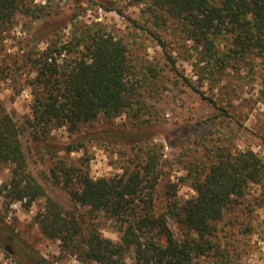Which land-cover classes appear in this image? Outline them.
<instances>
[{"label": "rangeland", "instance_id": "374dc122", "mask_svg": "<svg viewBox=\"0 0 264 264\" xmlns=\"http://www.w3.org/2000/svg\"><path fill=\"white\" fill-rule=\"evenodd\" d=\"M146 5L145 0H27L14 23L0 30V110L24 126L21 140L29 171L66 209L83 210L51 174L59 159L88 169L93 178L112 177L142 161V139L149 138L157 144L158 203L165 200L167 189L182 200L194 196L191 174L208 166L217 152L252 150L264 160V96L257 63L251 71L228 69L219 77L208 73L177 24L164 18L156 21ZM97 23L127 45L132 66L142 78L141 102L111 120L81 125L77 132L53 127L39 134L30 124L35 60L43 54L58 62L73 59L77 50L58 54V49L75 30ZM139 127L145 130L131 140L111 136L110 142L91 136L107 128L129 132ZM135 139L139 142L133 145ZM9 175L10 165L0 163V264H33L27 256L31 251L51 264H86L60 240L42 234L37 215L45 209V198L29 205L10 201L1 189ZM117 225L107 217L97 223L100 233L113 240L119 238ZM217 235L233 264H264V180L250 183L225 210Z\"/></svg>", "mask_w": 264, "mask_h": 264}, {"label": "trees", "instance_id": "16d2710c", "mask_svg": "<svg viewBox=\"0 0 264 264\" xmlns=\"http://www.w3.org/2000/svg\"><path fill=\"white\" fill-rule=\"evenodd\" d=\"M26 1L0 0L1 31L14 23ZM145 2L153 19H170L177 24L180 33L195 45L198 63L208 73L219 77L228 69L245 67L251 71L257 63L264 96V0ZM95 27L75 30L58 49V54L77 50L73 59L58 62L56 57L43 54L35 60V76L30 80L36 89L30 124L39 134L53 127L77 132L81 125L100 118L111 120L141 102L142 78L132 66L127 45L99 23ZM140 127L129 132L107 128L91 136L110 142L111 136L131 140L145 130ZM23 133L24 126L0 110V163L10 165L9 178L1 189L10 201H25L26 205L45 198V209L37 215L42 234L60 240L64 249L77 252L86 264H203L200 259L207 260L206 264H233L228 248L218 238L217 222L250 183L263 182L264 160L254 151L217 152L208 166L191 174L194 196L182 200L175 197V190L167 189L165 200L159 203L155 199L157 144L149 138L142 139V161L112 177L93 178L88 169L59 159L51 174L83 209L79 211L66 209L49 197L29 171ZM100 217L112 218L118 224V240L100 233ZM6 237L15 241L12 234ZM27 256L33 264H51L32 251Z\"/></svg>", "mask_w": 264, "mask_h": 264}]
</instances>
